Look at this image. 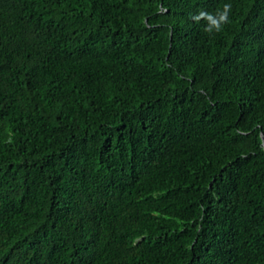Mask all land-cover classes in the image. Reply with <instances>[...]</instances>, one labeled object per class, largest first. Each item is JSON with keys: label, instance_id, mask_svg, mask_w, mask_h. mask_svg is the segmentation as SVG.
Returning <instances> with one entry per match:
<instances>
[{"label": "trees", "instance_id": "obj_1", "mask_svg": "<svg viewBox=\"0 0 264 264\" xmlns=\"http://www.w3.org/2000/svg\"><path fill=\"white\" fill-rule=\"evenodd\" d=\"M262 136L264 0H0V264H264Z\"/></svg>", "mask_w": 264, "mask_h": 264}, {"label": "clouds", "instance_id": "obj_2", "mask_svg": "<svg viewBox=\"0 0 264 264\" xmlns=\"http://www.w3.org/2000/svg\"><path fill=\"white\" fill-rule=\"evenodd\" d=\"M226 7H227V6H226ZM202 15H203V14H202ZM209 19H211V17H209ZM220 19H221V21H223L224 19H226V16L222 15ZM213 23H214V24H217L216 21H213ZM216 28H217V30H219V24H217V27H216Z\"/></svg>", "mask_w": 264, "mask_h": 264}, {"label": "water", "instance_id": "obj_3", "mask_svg": "<svg viewBox=\"0 0 264 264\" xmlns=\"http://www.w3.org/2000/svg\"><path fill=\"white\" fill-rule=\"evenodd\" d=\"M262 140H263V146H264V137L262 136Z\"/></svg>", "mask_w": 264, "mask_h": 264}]
</instances>
